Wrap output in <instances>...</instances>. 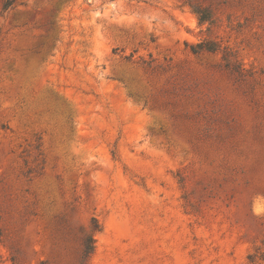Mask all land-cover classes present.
Wrapping results in <instances>:
<instances>
[{
  "label": "rangeland",
  "instance_id": "obj_1",
  "mask_svg": "<svg viewBox=\"0 0 264 264\" xmlns=\"http://www.w3.org/2000/svg\"><path fill=\"white\" fill-rule=\"evenodd\" d=\"M5 2L0 264H264V0Z\"/></svg>",
  "mask_w": 264,
  "mask_h": 264
},
{
  "label": "trees",
  "instance_id": "obj_2",
  "mask_svg": "<svg viewBox=\"0 0 264 264\" xmlns=\"http://www.w3.org/2000/svg\"><path fill=\"white\" fill-rule=\"evenodd\" d=\"M16 0H6L5 2V9H8L12 6V4ZM193 11L198 15L200 21L203 22H211L213 23V16L212 12L199 4H191ZM193 51L195 53H198L200 51H209V52H215L217 51V47L213 46L210 42H201L196 46H193ZM229 66V64L227 65ZM100 225L95 222L93 225V232L86 233L82 238V251H81V257L79 259L78 264H87V261L90 259L91 255L93 254L95 250V239H94V232L99 231ZM251 259V258H250ZM256 259H252L251 264H256ZM45 264V263H42Z\"/></svg>",
  "mask_w": 264,
  "mask_h": 264
}]
</instances>
